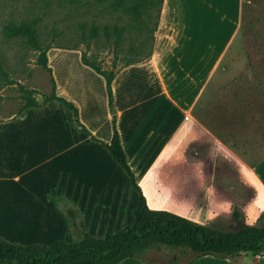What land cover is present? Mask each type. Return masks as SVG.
<instances>
[{
	"label": "crops",
	"instance_id": "1",
	"mask_svg": "<svg viewBox=\"0 0 264 264\" xmlns=\"http://www.w3.org/2000/svg\"><path fill=\"white\" fill-rule=\"evenodd\" d=\"M221 5L162 0L150 54L113 70L111 102L105 79L82 63L81 52L57 49L79 60L75 72L82 79L73 82L51 69L55 94L77 115L53 100L0 120L1 239L49 246L83 234L104 238L130 225L138 193L104 146L114 129L150 209L209 225L230 214L237 181L248 190L247 203L253 200L249 178L264 191V112L236 113L234 105L220 111L218 90L213 94L244 51L235 43L243 0H233L230 12L226 2ZM158 99L167 111L150 113ZM207 139L217 149L211 159L202 152ZM193 150L197 155L190 159ZM237 162L249 178L237 176ZM69 207L81 225L75 230L65 213ZM260 252L237 262L204 255L190 264H260ZM119 264L158 263L127 258Z\"/></svg>",
	"mask_w": 264,
	"mask_h": 264
},
{
	"label": "rangeland",
	"instance_id": "2",
	"mask_svg": "<svg viewBox=\"0 0 264 264\" xmlns=\"http://www.w3.org/2000/svg\"><path fill=\"white\" fill-rule=\"evenodd\" d=\"M206 1L212 6L218 4L221 9L222 1L226 2L229 12L232 10L233 0ZM160 6L161 0H0V51L6 73L5 78L0 76V120L16 114L26 100L38 103L49 95L52 68L57 76L70 75L71 82L82 79V74L75 72L79 65L77 55L63 54L58 48H75L90 63L104 70H115L127 61L143 60L153 46ZM22 21L36 23L38 49L22 36H7L5 28L10 23L18 25ZM240 32L235 43L238 47L240 41L244 51L236 55L235 69L221 79L220 87H214L213 94L215 96L218 90L220 111H226L227 107L233 110L234 105L236 113L264 112V0H243ZM45 49H48L50 73L40 62ZM155 104L150 107V113L167 111L163 101L155 100ZM236 122L241 121L237 119ZM207 143L202 152L211 159L217 149L208 139ZM237 150L242 148L237 147ZM196 155L194 150L189 151L190 159ZM237 155L243 159L248 157L243 151H237ZM238 165L237 162V176L241 173L249 178ZM249 180L253 200L247 203L248 190L237 181L235 206L228 216L214 218L210 227L232 232L245 225L264 226V221H258L264 212V191L253 179ZM226 200L221 202L225 204ZM234 210L238 213L236 217L232 215ZM190 220L202 223L199 217H190ZM255 255L263 256L261 252ZM143 256L152 263L173 264L187 261L191 254L160 245ZM260 264H264V258Z\"/></svg>",
	"mask_w": 264,
	"mask_h": 264
},
{
	"label": "trees",
	"instance_id": "3",
	"mask_svg": "<svg viewBox=\"0 0 264 264\" xmlns=\"http://www.w3.org/2000/svg\"><path fill=\"white\" fill-rule=\"evenodd\" d=\"M35 28V22L22 21L18 25L10 23L5 31L9 37L22 36L33 48L38 49ZM48 49H45L41 55L40 62L50 73L46 57ZM81 60L83 64L88 65L105 79L108 100L111 102V83L114 71L112 69L104 70L90 63L83 53ZM135 62L139 61H127L122 66ZM0 76L6 77L4 57L1 51ZM50 85L49 95L45 96L41 102L26 100L16 114L19 115L27 108L39 107L54 100L64 104L77 115V111L71 103L55 94L52 78ZM104 146L128 175L131 186L138 193V205L133 213L132 224L104 238L83 234L79 235L72 243L55 242L49 246H22L0 238V264H119L127 258L146 260L143 256L144 253L160 245L191 254L187 261L173 264H190L196 258L204 255L237 262L243 255L255 254L264 250V226L245 225L236 231L223 232L165 210L150 209L135 182V177L127 163L115 129L111 141ZM65 213L72 230L81 226L77 222L78 216L75 209L66 208ZM237 214L234 210L232 215L236 217ZM258 221H264V212L259 216Z\"/></svg>",
	"mask_w": 264,
	"mask_h": 264
}]
</instances>
